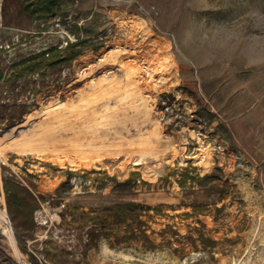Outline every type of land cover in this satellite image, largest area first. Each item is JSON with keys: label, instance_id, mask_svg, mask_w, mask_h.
Returning a JSON list of instances; mask_svg holds the SVG:
<instances>
[{"label": "rangeland", "instance_id": "1", "mask_svg": "<svg viewBox=\"0 0 264 264\" xmlns=\"http://www.w3.org/2000/svg\"><path fill=\"white\" fill-rule=\"evenodd\" d=\"M59 2L34 19L0 1V140L39 136L0 154L21 259L264 264V0ZM25 190L31 231L8 206ZM17 259L0 226V264Z\"/></svg>", "mask_w": 264, "mask_h": 264}, {"label": "trees", "instance_id": "2", "mask_svg": "<svg viewBox=\"0 0 264 264\" xmlns=\"http://www.w3.org/2000/svg\"><path fill=\"white\" fill-rule=\"evenodd\" d=\"M61 10L60 2L59 0H22V11L25 14L30 15L32 18H39L43 17L44 15H53L55 12H59ZM51 13V14H50ZM51 49L46 51H41L28 60H24L21 63L15 64V67H22L26 69H30L33 67V65H41L43 60H46L51 55ZM33 62V63H32ZM27 64H33L28 65ZM23 195L25 196V199L23 197H20L19 195L10 192L8 197V206H9V212L12 215L13 220L16 222L17 220H20V218L23 220V222H19L18 227L21 228L26 223V231H31L34 228L33 223V211L36 208L34 197L29 193L27 190L23 192ZM26 198L29 199V201L26 200ZM28 202V203H27ZM135 205L128 204L127 206H122L121 204L115 205L113 207H109V211L111 214L121 212L124 214V217H128L130 215L137 214V212L134 210ZM144 211H148L145 209ZM96 212V211H95ZM100 212V211H99ZM105 212V211H104ZM134 212V213H133ZM110 214V215H111ZM107 217V216H106ZM99 218H96V220ZM123 219L121 222H126ZM103 222V221H102ZM102 222L98 223L102 225ZM97 225V224H96Z\"/></svg>", "mask_w": 264, "mask_h": 264}, {"label": "bare ground", "instance_id": "3", "mask_svg": "<svg viewBox=\"0 0 264 264\" xmlns=\"http://www.w3.org/2000/svg\"><path fill=\"white\" fill-rule=\"evenodd\" d=\"M145 23V22H144ZM143 39H145V40H148V33H143V35L141 36ZM145 43V42H144ZM114 56V55H113ZM115 57H116V55H115ZM135 70V69H134ZM131 72V71H130ZM145 72V71H144ZM153 73V72H152ZM126 74V73H125ZM130 74V73H129ZM131 74H137V75H139V73L137 72L136 73V71L135 72H131ZM141 74V73H140ZM149 75V74H151V71L150 70H146V75ZM136 75V76H137ZM145 75V74H144ZM147 75V76H148ZM114 76H116V75H114ZM149 77V76H148ZM116 78V77H115ZM134 77H132V78H130V79H132L133 81H134V79H133ZM140 78V77H139ZM109 81H110V79H108ZM113 79L111 78V81H112ZM129 80V79H128ZM136 80V79H135ZM105 81H106V79H105ZM115 81V80H114ZM114 81H113V83H114ZM137 81V80H136ZM162 81H164V80H162ZM100 82H101V80H100ZM99 82V83H100ZM119 82V81H118ZM102 83V82H101ZM107 83V82H106ZM109 83V82H108ZM115 83H116V81H115ZM128 83V82H127ZM134 83H135V81H134ZM139 83H136V85H138ZM102 85V84H101ZM100 85V86H101ZM108 85V84H107ZM112 85V84H111ZM114 85V84H113ZM112 85V86H113ZM103 86H104V84H103ZM129 86V85H128ZM139 86V85H138ZM102 87V86H101ZM105 87H107V86H104V88ZM110 87V86H109ZM138 88V87H137ZM97 90V89H96ZM101 90V89H100ZM102 91V90H101ZM115 91V90H114ZM134 92V91H133ZM99 93V92H98ZM108 93V92H107ZM109 93H110V91H109ZM112 93V92H111ZM104 94V93H103ZM112 95H113V93H112ZM115 95H118L117 93H115ZM96 96H99V95H94V97H96ZM101 96H103L102 94H101ZM93 97V98H94ZM107 97V96H106ZM136 97V96H135ZM112 98H113V96H112ZM143 98V97H142ZM103 99V98H102ZM104 99H105V94H104ZM103 99V100H104ZM99 100V99H98ZM106 100V99H105ZM144 101V100H143ZM92 103V102H91ZM140 104V103H139ZM66 105V104H59L58 105V109H60L61 107H64V106ZM74 108V107H73ZM54 112H56V110L54 109L53 111H51V112H49V113H47V115H48V117L49 118H51V116L53 115V113ZM58 112H60V111H58ZM58 112H56V113H58ZM56 115V114H55ZM58 116H59V114H57ZM47 117V118H48ZM57 116H55V118H56ZM65 117V116H64ZM134 117V116H133ZM53 119V118H52ZM52 119H50L51 121H52ZM49 120V121H50ZM57 120V119H56ZM48 121V122H49ZM54 121V120H53ZM52 121V122H53ZM57 122V121H56ZM122 122V121H121ZM50 123V122H49ZM54 123V122H53ZM119 123V122H118ZM144 123V122H143ZM145 123H146V121H145ZM45 125H46V123H45ZM59 125H61L60 123H59ZM44 126V125H43ZM48 126H49V124H48ZM51 126V125H50ZM49 126V127H50ZM62 126V125H61ZM68 126V125H67ZM141 126V125H140ZM64 127V126H63ZM69 128V127H68ZM77 128V127H76ZM108 128V127H107ZM55 129V128H54ZM58 129V128H57ZM28 130V129H27ZM47 130H49V129H47ZM53 130V129H52ZM51 130V131H52ZM60 129H58V131H59ZM89 130H90V128H89ZM88 130V131H89ZM25 131V130H24ZM23 131V132H24ZM60 131H62V130H60ZM80 131V130H79ZM83 131H85V130H83ZM87 131V130H86ZM97 131V130H96ZM48 132V131H47ZM70 132V131H69ZM92 132V131H91ZM51 132H49V134H50ZM64 133V132H63ZM89 133V132H88ZM41 134V133H40ZM52 134H54V133H52ZM60 134V133H59ZM92 134H94V133H92ZM96 134V133H95ZM61 135V134H60ZM75 135V134H74ZM77 135H78V133H77ZM76 135V136H77ZM83 135V134H82ZM84 135H88V134H84ZM21 136V138L20 139H11V140H9V141H7V142H5V143H3V142H1V140H0V154H2V151L3 150H6V151H10V152H15V151H19V150H23V149H28L29 151L30 150H33V148H32V145L33 144H35L34 142L36 141V140H38L39 139V136L37 135V134H34V133H31V134H27V131H26V134H21L20 135ZM72 136V135H71ZM70 136V137H71ZM89 136V135H88ZM90 136H91V134H90ZM41 138L43 137V138H48L49 140H52V138H50V136H48V134L47 135H43V136H40ZM59 137V136H58ZM67 137V136H66ZM69 137V136H68ZM70 137H69V139H70ZM91 137H93V136H91ZM91 137H89V138H91ZM88 138V139H89ZM55 138H53V140H54ZM72 140V139H71ZM90 141V140H89ZM104 142V141H103ZM152 142V141H151ZM143 143V142H142ZM148 144H149V142H148ZM147 144V145H148ZM93 145V143H90V149L88 150L89 152H96V153H98V152H108V150L106 149L107 147H105V146H102V147H104L105 149H101L102 147H100V148H95V147H93L92 146ZM95 145V144H94ZM143 145V144H142ZM141 145V146H142ZM146 145V144H145ZM150 145V144H149ZM35 145H33V147H34ZM43 147H44V144H42V145H40L39 147H35V148H37V149H35V150H38V151H40V152H48L47 151V149H43ZM144 147V146H143ZM4 152V151H3ZM43 153H41L42 155H44ZM55 153H53L52 155H54ZM108 154H110V153H108ZM55 155H57V154H55ZM101 155V154H100ZM121 155V154H120ZM1 156V155H0ZM97 156H99V155H97ZM3 200V199H2ZM3 203V202H2ZM4 206V205H3ZM0 226H1V231H2V233H3V235H5L6 236V238H7V242L10 244V246L12 247V250L14 251V254H15V257H17L18 259V262H19V264H26L25 263V261H23L22 259H21V257H20V255H19V252H18V248H17V245H16V241H15V238H14V234H13V230H12V227H11V225H10V222H9V219H8V217H7V215H6V213H5V211H3V210H0Z\"/></svg>", "mask_w": 264, "mask_h": 264}, {"label": "crops", "instance_id": "4", "mask_svg": "<svg viewBox=\"0 0 264 264\" xmlns=\"http://www.w3.org/2000/svg\"><path fill=\"white\" fill-rule=\"evenodd\" d=\"M0 1H3V0H0ZM2 4H0V11H2ZM3 21L1 20V18H0V24L2 23Z\"/></svg>", "mask_w": 264, "mask_h": 264}]
</instances>
